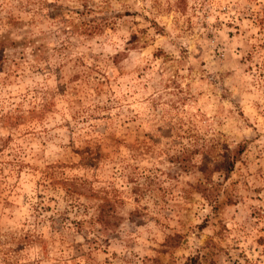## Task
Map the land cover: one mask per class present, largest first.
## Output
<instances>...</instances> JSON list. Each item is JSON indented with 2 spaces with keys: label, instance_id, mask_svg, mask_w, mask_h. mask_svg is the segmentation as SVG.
Returning <instances> with one entry per match:
<instances>
[{
  "label": "rangeland",
  "instance_id": "obj_1",
  "mask_svg": "<svg viewBox=\"0 0 264 264\" xmlns=\"http://www.w3.org/2000/svg\"><path fill=\"white\" fill-rule=\"evenodd\" d=\"M0 42V264H264V0H0Z\"/></svg>",
  "mask_w": 264,
  "mask_h": 264
},
{
  "label": "trees",
  "instance_id": "obj_2",
  "mask_svg": "<svg viewBox=\"0 0 264 264\" xmlns=\"http://www.w3.org/2000/svg\"><path fill=\"white\" fill-rule=\"evenodd\" d=\"M1 42H0V48H1ZM1 51V49H0ZM245 148L244 142L236 143L233 147H228L227 145L224 146V150L222 151L221 160L217 161L213 164H210L208 162H200L198 169L203 174L204 182L198 184L197 192L209 203L212 209L216 207L217 203V195L218 191H214L213 188L218 184L216 182H213L210 178V175L212 172H223L224 178L226 177L225 174L228 173L234 163L239 160L241 153L243 152ZM105 204H101L98 206V210L96 213L97 221H99L101 224L108 223V218L106 216V208L104 207Z\"/></svg>",
  "mask_w": 264,
  "mask_h": 264
}]
</instances>
